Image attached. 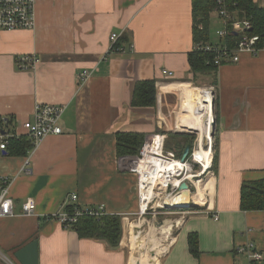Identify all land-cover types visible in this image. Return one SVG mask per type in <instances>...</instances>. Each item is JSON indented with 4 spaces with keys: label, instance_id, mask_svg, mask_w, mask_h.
Segmentation results:
<instances>
[{
    "label": "crops",
    "instance_id": "1",
    "mask_svg": "<svg viewBox=\"0 0 264 264\" xmlns=\"http://www.w3.org/2000/svg\"><path fill=\"white\" fill-rule=\"evenodd\" d=\"M254 2L264 8V0ZM35 13L34 30L0 31V118L11 119L22 133L37 104L61 105L63 133L45 138L26 157L0 150V181L8 182L15 206V216L0 218V264H22L17 254L33 242L38 264H250L238 253L249 243L264 264V211H242L240 197L244 183L264 181V50L222 65L216 86L210 77L196 82L190 73L193 0H41ZM212 21L217 34L223 21L215 11ZM112 34L119 37L113 46ZM22 56L41 62L21 71L16 61ZM148 80L156 81L155 107H132L136 83ZM196 83L215 88L218 101L217 162L201 182L205 205L164 227L171 233L165 240H171L163 255L138 256L136 234L143 226L132 222L140 214L138 181L118 158L116 134L143 133L148 139L169 132L168 121L179 111L176 128L188 130L183 85ZM1 131L0 126V145ZM72 194L84 209L104 206L107 215L122 218L118 247L80 239L50 218ZM30 199L35 214H21ZM190 233L199 236L198 258L189 251Z\"/></svg>",
    "mask_w": 264,
    "mask_h": 264
},
{
    "label": "built area",
    "instance_id": "2",
    "mask_svg": "<svg viewBox=\"0 0 264 264\" xmlns=\"http://www.w3.org/2000/svg\"><path fill=\"white\" fill-rule=\"evenodd\" d=\"M41 0H0V31L14 32V31H32L36 27V5ZM218 8L215 12L223 21V28L218 31L219 37L227 35L228 30L231 28L235 33L240 35L236 44V48L230 51L226 49L217 50L218 55L215 59V65L221 67L226 63H238L240 61V55L242 53H249L257 55L260 51L264 50V46L259 47L258 43L261 38L257 35H250L248 31L252 29V25L249 21H240L236 18L235 13L230 12L222 1H218ZM117 34H112L110 40L112 46L118 41ZM198 50H202L201 46L197 47ZM211 51L210 47L205 49ZM40 59L35 56H22L17 58V68L21 71H32L40 64ZM85 78H89L88 73L82 74ZM163 75L172 79L174 73L171 71H163ZM66 107L61 105H49V104H37L34 108L32 119L25 121L21 125L22 133L20 129L16 128V123L13 122L15 128L13 131H9L7 134H2L0 150L5 151L9 144L8 140L12 138H21L22 136L28 137L32 143L34 149L47 137L59 136L63 133L60 126V121ZM8 126L9 119L0 118V122ZM213 114L211 111V121L208 127L212 128ZM182 131V130H181ZM185 133L193 134L195 132L196 138L199 137L198 131H184ZM212 132V129H211ZM202 135V134H201ZM203 139V138H202ZM166 135L154 133L148 139H146L143 148L138 157H125L121 161L124 162L129 172L137 176V193L139 202V212L141 216H144L152 211L153 216L157 217L156 209L160 208L157 205L160 200H163L165 207L169 208V204L165 202L166 197H177L185 195L186 190H181L180 187L183 183H187L190 193V198L197 194V184L203 181V177L213 167V154L210 147L204 148V140L201 142V138H197L196 146L191 149L190 156L185 162L181 161V158H176L172 152L166 153L165 147ZM207 140H211L210 132L206 136ZM210 146V145H209ZM203 150L207 155V160H201L198 158V153ZM150 157V158H149ZM147 158H149L147 160ZM202 158V157H201ZM146 162V170L141 172L140 165ZM162 162L163 165L172 164V162H179V167L176 172L168 174L166 171H161L157 168V163ZM205 162L207 163L205 165ZM199 167V170L196 168ZM30 172V170H24ZM145 179L148 177L149 181H142V177ZM167 176L166 185L161 182ZM8 183V182H7ZM5 183V185H7ZM0 218L15 216V206L12 199L9 197L8 185L0 189ZM67 202V201H66ZM193 202V201H192ZM73 207V208H70ZM162 207V206H161ZM171 208V207H170ZM62 211L52 215L50 218L59 222L63 227L72 228L78 220L84 216L89 215L93 217H101L107 215L104 206L96 208L84 209L78 204V196L72 194L68 198ZM36 212V203L34 200H28L21 207V214L32 216ZM215 220H218V216H214ZM238 253L247 257L250 264H258L263 260L262 254L257 250L253 243L246 244L244 247L238 248Z\"/></svg>",
    "mask_w": 264,
    "mask_h": 264
},
{
    "label": "trees",
    "instance_id": "3",
    "mask_svg": "<svg viewBox=\"0 0 264 264\" xmlns=\"http://www.w3.org/2000/svg\"><path fill=\"white\" fill-rule=\"evenodd\" d=\"M218 1H222L225 7L233 13H236L240 20H247L251 23L252 29L248 31L250 35H257L261 38L259 47L264 46V8L260 7L254 0H193L194 14V48L188 55L190 73L196 82L202 77H210L213 84L217 86V71L220 67L215 65V59L218 55L217 50L226 49L228 51L235 49L240 35L231 28L224 37L217 36L212 27V14L218 8ZM128 41L127 37L123 38ZM118 43L115 48H118ZM201 46L202 50L197 47ZM210 47L211 51L205 49ZM215 97V104L217 105ZM157 103V88L155 80L139 81L136 83L132 107L134 108H152ZM6 126L0 122L2 134H7L15 128L13 121L9 120ZM9 128V129H8ZM8 129V130H6ZM7 132H6V131ZM164 150L166 153L172 152L176 158H181L188 144L193 148L194 137L185 133H166ZM218 134H215L216 143L214 164L217 162ZM118 158L138 157L146 141V135L135 132H119L116 134ZM9 144L5 150L10 156H24L33 149L32 141L26 137L12 138L8 140ZM6 181H0V189L5 187ZM1 191V190H0ZM241 210L246 212L264 211V181L244 183L241 188ZM73 208V207H70ZM200 208L192 206L185 211H200ZM80 239H97L106 241L111 247H118L122 237V218L116 215H103L93 217L89 215L82 216L72 227ZM188 245L190 254L198 258L200 256L199 236L197 233L188 235Z\"/></svg>",
    "mask_w": 264,
    "mask_h": 264
},
{
    "label": "rangeland",
    "instance_id": "4",
    "mask_svg": "<svg viewBox=\"0 0 264 264\" xmlns=\"http://www.w3.org/2000/svg\"><path fill=\"white\" fill-rule=\"evenodd\" d=\"M202 84L203 83H196L191 88H206V89L211 90L213 93H215V88L208 87L209 85H206V87H203ZM197 86H200V87H197ZM214 98H215V95H214ZM187 102H188V100H187ZM188 106H189V103H188ZM178 111H179V106L177 104V106L174 109V112H178ZM213 114H214L213 115V118H214V122H215L214 125H216V116H215V113H213ZM180 115H181V113L179 111V113L176 114V117H175V115H172V119H170L168 121L169 122V128H168L169 129V132H172V133H175V132L185 133L184 131L177 130V128H176L177 120H178V118H179ZM156 118H158V120H159V116H156ZM163 122L166 123V120H163ZM169 132H166V133H169ZM212 132L214 133V130H212ZM195 133H197V132H195ZM195 133L192 134L193 137H194L193 146H196V144H197V140H195V139L201 138V142H202L203 141L202 138H204L203 135H201V133H200L199 137L196 138V134ZM166 139H167V137H166ZM204 144L205 145H202L203 146V149L204 148H208L209 149V147H210L211 153L213 154L212 158H213V163H214V154L216 153L215 152L216 143H215L214 138L211 136V140H207V147H206V140H204ZM178 159H180V158H178ZM196 170H199V167H197ZM156 204L157 205H160V208L156 209L157 217H154L153 216V213L154 212L152 211L151 213H148V214H146L144 216H141L140 214H138V216H135L133 218V220H132L133 223H135V224L142 223V226H143L142 229H138L137 230V233H139L141 231L140 233H141V240H142V241H140V244L142 245V248L139 249V250H137V251L134 250L135 253L138 256L140 255V253L141 254L149 253V254H153L154 255L158 251H162L161 252V255H163V253L165 251L164 249L167 247V245L169 244V242L171 240V239L168 238V240L166 241L165 240V235H166V233H170V232H169V230L166 231L167 228L166 229H164V228H162V229H156L155 228V223H157V222H159L161 220H164V221H166V222L169 223V225H167L168 223L166 224V227L172 226V225H174L173 222L179 221L180 218L183 217V215L185 214V212H187V211H185L186 208H167V207H165L164 198H163V200H160ZM204 205L205 204L199 205V204H196L195 203V207H197V208L202 207ZM126 229H127V232H128V228L127 227H126ZM172 234H174V232ZM156 242H157V244H155ZM159 244H160L161 247L159 249H157V245H159Z\"/></svg>",
    "mask_w": 264,
    "mask_h": 264
},
{
    "label": "bare ground",
    "instance_id": "5",
    "mask_svg": "<svg viewBox=\"0 0 264 264\" xmlns=\"http://www.w3.org/2000/svg\"><path fill=\"white\" fill-rule=\"evenodd\" d=\"M187 89L186 91V99L188 100L189 106L188 111L189 115L187 116V129L185 131H195L197 130L201 134H207L211 135V127H208V124L211 121V102L213 100L212 91L207 90L205 88H188V85H183ZM207 155L209 156V153H205L203 150H201L198 153V158L201 160H207ZM202 157V158H201ZM150 158V157H149ZM147 158V160L149 159ZM146 162H144L143 165H140L139 169L141 172H144L146 170ZM207 163L205 162V165ZM181 167L179 162H172V164L163 165L162 162L157 163V168L161 171H166L169 173L176 172V170ZM164 179L161 181L164 186L166 185L167 176L163 177ZM149 178L147 177L145 179V176L142 177V181L148 182ZM199 189V195H194L192 199L187 195H181L177 197H166L165 202L169 204L170 206H190V203L195 206L196 204L203 205L205 204L204 196H203V190L206 189V187L203 188V184L199 183L198 185ZM211 188L212 184H208L207 188ZM193 201V202H192ZM137 227H142V224H136ZM142 229V228H141ZM141 232V231H140ZM140 232L137 233V245L142 246L140 244ZM141 256H144L140 254Z\"/></svg>",
    "mask_w": 264,
    "mask_h": 264
},
{
    "label": "water",
    "instance_id": "6",
    "mask_svg": "<svg viewBox=\"0 0 264 264\" xmlns=\"http://www.w3.org/2000/svg\"><path fill=\"white\" fill-rule=\"evenodd\" d=\"M214 95L215 94L212 92V96H213V100L211 102L212 114L214 113V109H215V98H214ZM214 123L215 122L213 121V125H214ZM213 125H212V127H213L212 130H214V128H215V125L214 126ZM195 131H197V130H195ZM212 133L213 132H211V136L213 137L214 133L213 134ZM190 153H191V145L188 144L186 149H185V151H184V153H183L181 161L185 162L188 159V157L190 156ZM180 189L181 190H186L185 195L190 197V193L187 191L189 189V186H188L187 183H183L181 185ZM168 207L169 208L170 207L171 208H188V207H191V205L190 206H176L175 205V206H168ZM167 223L168 222H166L164 220H161V221L155 223V228L156 229H162V228H164L166 226ZM171 227H173V225ZM17 258L22 264H38L37 243L33 242L32 244H30L25 249L19 251L18 254H17Z\"/></svg>",
    "mask_w": 264,
    "mask_h": 264
}]
</instances>
